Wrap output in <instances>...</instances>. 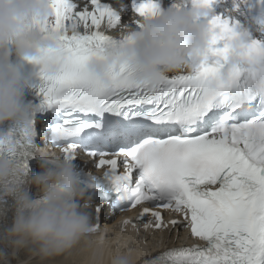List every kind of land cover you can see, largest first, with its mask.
<instances>
[{"label":"snow or ice","instance_id":"6c2138e0","mask_svg":"<svg viewBox=\"0 0 264 264\" xmlns=\"http://www.w3.org/2000/svg\"><path fill=\"white\" fill-rule=\"evenodd\" d=\"M203 3L211 10L229 0ZM241 9L264 13V0H231L226 15L208 21L207 60L162 78L152 90L134 84L123 66L109 71L107 85L85 69L92 55L114 43L106 32L123 25L112 6L52 0L54 30L72 21L81 26L57 52L34 62L37 111L30 133L9 132L16 144L11 158L34 155L37 138L65 156L82 151L97 161L96 168L111 169L105 177L126 202L123 212L142 206L137 220L146 219V232L171 226L202 242L148 255L141 264H264V90L255 86L253 72L228 71L223 59ZM132 10L131 22L138 25L160 9L156 0H132ZM245 55L264 60V16ZM104 202L95 204L94 216L103 217ZM166 211L182 220L166 224ZM63 264H77V258Z\"/></svg>","mask_w":264,"mask_h":264},{"label":"clouds","instance_id":"9594fccd","mask_svg":"<svg viewBox=\"0 0 264 264\" xmlns=\"http://www.w3.org/2000/svg\"><path fill=\"white\" fill-rule=\"evenodd\" d=\"M51 9L52 0H0V128L11 125L30 133L37 110L26 101L34 81L26 66L57 52L64 37L77 34L81 26L72 21L54 30ZM210 11L203 0H175L167 10L139 18L138 25L123 24L109 34L114 43L92 55L85 69L107 85L109 71L123 66L134 84L157 89L162 78L191 72L207 60L212 33L205 21ZM261 16L257 11L243 23L235 21L223 59L228 71L243 67L253 72L255 86L264 90V60L249 61L245 55ZM15 151L12 136L0 134V202L14 200L12 222L0 232V264H50L74 254L83 255L84 264H104L105 241L94 222L91 189L111 169L97 168L83 183L75 164L78 152L65 156L61 150L50 153L36 146L34 157L43 163L32 175L11 158ZM125 221L138 229L131 218ZM107 264H134V258L117 250L107 255Z\"/></svg>","mask_w":264,"mask_h":264},{"label":"bare ground","instance_id":"6f19581e","mask_svg":"<svg viewBox=\"0 0 264 264\" xmlns=\"http://www.w3.org/2000/svg\"><path fill=\"white\" fill-rule=\"evenodd\" d=\"M107 213H108V209L105 208L104 209V213H103V216H104L103 217V221L106 222V223L109 222V219L106 217ZM166 236H167V234H166ZM175 238H177V240H183V241L189 239L185 234L173 232L172 235L169 237V240L173 242V240ZM150 248H156V247L155 246H150L148 249H150ZM117 250H118L117 248L116 249L115 248H112V253L116 252ZM146 250L147 249H145V251ZM119 251L124 252V250L122 248L119 249ZM74 256L77 258V264H84L85 257L83 255L74 254ZM20 259H25V256H24L23 253L20 254ZM63 261H64V258H60L57 261L50 262V264H63ZM11 264H17V262L15 260H12L11 261ZM104 264H107V259L104 260Z\"/></svg>","mask_w":264,"mask_h":264}]
</instances>
